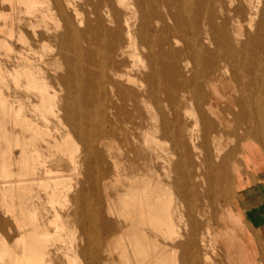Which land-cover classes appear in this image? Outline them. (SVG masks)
<instances>
[{
	"label": "bare ground",
	"instance_id": "1",
	"mask_svg": "<svg viewBox=\"0 0 264 264\" xmlns=\"http://www.w3.org/2000/svg\"><path fill=\"white\" fill-rule=\"evenodd\" d=\"M262 7L261 0H0L2 50H13L9 39L30 47L34 38L55 43L56 58L67 65L66 76L58 78L66 90V104L61 107L60 92L51 91L28 56L20 53L13 70L0 57V207L13 229L22 232L12 240V232L5 228L9 220H2L0 264H51L46 248L66 225L57 212L52 221L56 234L40 229L38 217L26 207L24 192L27 179L34 180L44 169L55 187L49 191L43 179L40 184L57 200L64 176L52 175L60 169L53 170L47 163L68 152L71 169L77 179L85 176L84 183L108 189L112 183L128 180L126 195L119 196V210L131 221L128 243L138 264H178L175 252L145 228L164 238L179 234L173 188L180 196V237L182 228L189 231L190 239L196 238L203 226L205 237H199V243L207 239L215 245L218 235L205 218L197 220L183 207L190 209L198 189L216 186L217 174L228 172L229 160L239 150L226 149L227 142L237 141L242 123L255 124V132L246 137L264 131V98L258 90L248 110L249 99L242 97L234 104L229 87L238 77L235 61L248 76L244 89L250 85L249 55L262 32L261 22L256 23ZM24 12L34 19L28 24L31 33L21 26ZM243 19L254 30L253 36L246 37ZM10 82L25 89V99H11ZM52 117L59 123L67 121L65 132L55 128L59 137L40 123L42 119L48 124ZM75 137L82 143L80 151L71 147ZM167 139H171V152L163 145ZM241 150L244 155V150L256 153L259 147L250 139ZM211 191L206 189V195L215 193ZM85 195L77 192L73 203L88 201ZM76 213L72 215L82 224L83 217ZM226 214L229 217L231 211ZM110 245L120 253L118 264L128 263L123 237L113 238ZM195 245L184 243L187 249ZM229 253L237 259L240 249L233 246ZM180 264L198 261L193 253H184Z\"/></svg>",
	"mask_w": 264,
	"mask_h": 264
},
{
	"label": "rangeland",
	"instance_id": "2",
	"mask_svg": "<svg viewBox=\"0 0 264 264\" xmlns=\"http://www.w3.org/2000/svg\"><path fill=\"white\" fill-rule=\"evenodd\" d=\"M76 1L80 3L83 0ZM261 5L263 6L262 11L259 17H257L256 23L261 22L262 32L260 34V37L257 39V42H255L254 50H252L249 55L252 62L250 69L251 74H248L251 77L249 81L250 85L248 86V89L246 91L244 89L245 85L243 84V82L248 80V76H245L239 71V62L237 61L234 62L235 67H237L238 69L237 81H234L231 84L229 83V87L230 89H232L231 96L234 99L233 103L237 104L239 98L246 97L247 99H249L246 104L248 110L252 107L251 105L254 104V93L257 92V90V94H259L260 97L264 98L262 96L264 95V0H261ZM21 15L25 17V20L21 24L22 28L28 33H31V28L28 26V24L30 23V21H34V19L29 15H26L25 12ZM242 26L246 37L248 35H254L255 32L253 29L248 27V21L246 19L242 20ZM246 37H244V39ZM8 43L11 45L13 50H9L5 47L4 50H2L3 48L0 47V57L5 63L6 67L9 70H13L15 67H17V65L19 64V54L24 53L36 66V70L46 77L47 83L52 86V88H50L51 91L54 92L57 90L58 92H60L58 94L59 98L57 104L61 107H64V105L66 104V99H64L66 96V90L62 84H59L58 78L66 76L67 65L63 63L62 60L56 58L55 55L58 51V47L56 46V44L37 42L36 40H34V38L30 39V47H25L22 43L16 41L15 39H9ZM258 87H261V89H258ZM234 89H236V91ZM7 93L10 95L13 101L16 97L25 99V96L27 95L25 89L16 88L12 82H10V89L7 91ZM32 99L36 100L35 97H33ZM232 109L234 111H237L239 107H235L234 105ZM262 113V115L264 116V110ZM40 123L42 125H48L52 133H54V135H56L57 137H59V134L57 133V131H55V128L58 127L61 132H65V125L66 128L69 129L67 121L65 119H62L61 123H59L52 117L48 124H46V122L42 119H40ZM242 126L243 130L240 129L236 131L238 132L237 135H239L240 139L236 137L237 141H233L235 138H231V141L228 140L227 142H230L229 144L231 146L227 144L229 146H227L226 149L231 150L234 148L237 149L236 151L239 150L236 155L231 157L232 160L230 158L231 163L229 160L230 164L228 163V172L226 174H217L215 183L217 184L216 186H205L198 189V198L194 199L190 209L187 205L183 207V210L187 214H191L197 220L199 218V220L205 218V221L211 228L212 232L218 235L216 244L214 245L213 243H209L207 239L203 244L199 243V237L202 239L205 237V234H203V226L198 228V235H196V238L190 239L189 231L182 228V236L180 237V196L176 188L172 189L175 200L173 207L177 209V212H175V220L178 224L179 234L171 238H164L163 236L158 235L156 232H154L151 227H145L149 235H151L152 237L157 236V239L160 241V243L165 245L169 250L175 252L178 264H180V258L184 255V253H193L195 259L198 261V264H235V262L236 264H250L245 260V258H242V251H240V253H238V256H236L237 259L235 257L232 258L227 254L233 247L229 243L231 239L238 240L237 244L240 249L246 247L249 249L251 256L254 259L253 264H264L263 245H261L262 254L258 252V232L257 230L249 227V225L243 219L237 206V191L239 181L241 179H244L245 175L251 169L248 154V152L250 151L244 150V155H242V153H240L242 151L241 149L243 148V144L247 140L251 139L256 142L257 146L259 147V151L264 154V131H262V135L260 133L258 135L256 134L255 138H253L254 135L246 137L248 132H253L255 124L250 121L249 125L242 123ZM74 139L75 143L71 147L74 148V150L78 148V150L80 151L82 149V143L76 137ZM139 140V145L143 147L142 134L139 135ZM163 142L164 147L168 148V151L171 152V139L164 140ZM39 145L45 152H48L46 144L44 142H40ZM69 154L70 153L68 152L63 156L62 153H60L52 161L47 163L48 167L53 170L60 169L59 172L54 171L52 175L64 176L61 179L65 183L63 181H60V183L58 184L57 191H59L60 194L55 197L57 198V200H52L51 195L47 191H45V188H43L40 184V179H43L50 185L49 191L55 187V184L52 183V180L48 178V176L43 172L44 169H40L39 175H37L34 180L27 179L26 181L28 187L24 192L25 204L26 207L32 210L38 217L37 222L40 229L45 230L49 235L56 234V227L54 223H52V221L56 217L57 212L61 216L62 223H64L67 228L61 233H58V239L50 240L46 248L49 253L47 256L48 261H51V264H90V262L91 264H118L121 261L120 253L117 249L113 248L110 245V241L117 236H121L128 244L127 250L129 254V261L126 264H138L128 243L132 231L130 227L131 221L125 215L121 214L119 210L121 207V200L119 199V196L126 195V189L129 186L128 180L125 179L122 183L118 184L112 183V186L108 189L100 186V184H97L95 182L84 183L85 176L82 175L79 179H77V174H75L71 169L72 166ZM237 155H239V157H237ZM234 157L236 160L234 159ZM172 158L174 161L178 159L176 156H173ZM235 164L238 165V169L233 170V166ZM192 170L193 172L195 171L194 168ZM143 172L146 173L147 170L143 169ZM173 176H175L174 173ZM78 181L81 182V184H79ZM227 182L230 183V186H226ZM80 189H82V191ZM206 189L210 191L213 190V192L215 191V193H211L210 196H208L205 192ZM77 192H81L84 195L86 194L85 196L90 199L88 201L85 200L77 204L73 203L72 199ZM88 192L91 194H89ZM63 193H67L68 196L64 197ZM108 196H110V199ZM2 211L3 209L0 207V229L3 230L2 220L8 219L9 223L5 228L8 232H12L11 238L13 240L15 236L20 235L22 232L21 230L13 229L14 225L12 221L10 220V218L5 217V214ZM226 211L227 213L228 211H231L229 217L226 214ZM73 212H77L76 214L78 216L83 217L82 224L78 223L77 218L72 215ZM200 215L203 217H200ZM95 220L97 221V223ZM83 227L85 231L84 234ZM230 228L231 230L226 231L224 235V229L228 230ZM185 242H189L191 245H195V242H197L198 244L195 245V248L187 249L184 246ZM92 243L93 245H90ZM18 251L20 253L22 252L21 245L18 246ZM205 256L206 259L204 258ZM232 259H236V261L234 262Z\"/></svg>",
	"mask_w": 264,
	"mask_h": 264
},
{
	"label": "crops",
	"instance_id": "3",
	"mask_svg": "<svg viewBox=\"0 0 264 264\" xmlns=\"http://www.w3.org/2000/svg\"><path fill=\"white\" fill-rule=\"evenodd\" d=\"M248 154L251 169L244 179L239 181L237 206L249 227L257 230L258 252L262 254L261 245L264 246V154L260 151L256 153L248 152ZM230 230L231 228L224 229V235L226 231ZM230 242L231 246L239 247L238 240L231 239ZM240 251H242L243 259L245 258L250 264L254 263L247 247L240 249Z\"/></svg>",
	"mask_w": 264,
	"mask_h": 264
}]
</instances>
